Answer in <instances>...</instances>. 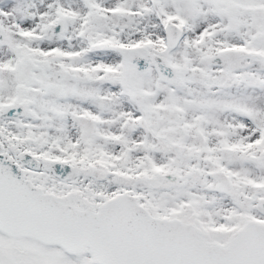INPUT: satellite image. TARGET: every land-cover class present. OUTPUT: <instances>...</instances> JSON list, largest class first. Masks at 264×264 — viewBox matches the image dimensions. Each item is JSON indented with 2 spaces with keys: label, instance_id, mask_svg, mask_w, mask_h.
<instances>
[{
  "label": "snow or ice",
  "instance_id": "6c2138e0",
  "mask_svg": "<svg viewBox=\"0 0 264 264\" xmlns=\"http://www.w3.org/2000/svg\"><path fill=\"white\" fill-rule=\"evenodd\" d=\"M0 264H264V0H0Z\"/></svg>",
  "mask_w": 264,
  "mask_h": 264
}]
</instances>
